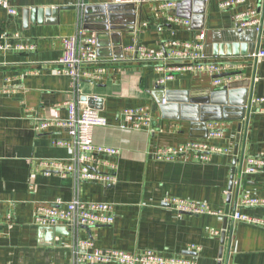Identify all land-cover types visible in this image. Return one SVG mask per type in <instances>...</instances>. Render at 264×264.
<instances>
[{
	"label": "crops",
	"instance_id": "crops-1",
	"mask_svg": "<svg viewBox=\"0 0 264 264\" xmlns=\"http://www.w3.org/2000/svg\"><path fill=\"white\" fill-rule=\"evenodd\" d=\"M7 1L17 14L10 16L0 5V34L18 32L19 41L34 48L0 50V264H73V233L54 235L37 225L34 215L39 203L75 197L113 205L111 225L76 231L80 240L90 239L98 248L153 249L162 256L193 258L195 264H264V226L232 218L235 210L264 218V171L242 172L243 158L264 151V113L255 111L258 105L253 104L250 112L248 107L251 95L264 96V58L248 59L250 53L264 48V0H246L233 9H221V0H177L175 13L190 19L188 26L165 21L154 9L161 0H145L117 11L113 29L104 31L84 28V10L89 9L91 23L97 18L96 7L111 0ZM45 8L59 9L50 15L53 21L47 22L43 13L40 17L23 13ZM248 8H256L262 21L260 32L236 25L234 14ZM201 30L206 33L208 59L244 65L238 79L229 72L232 81L245 84L237 89L247 88L244 117L214 120L223 123L220 138L208 133L198 136L202 131L189 121L163 117L156 100L162 88L174 103L190 97L187 93L200 97L206 89H218L207 74L182 71L157 87L164 73L152 63L128 61L124 51L134 42L157 50L165 40H192ZM77 31L95 36L98 57L105 66L101 80L81 82L78 99L83 95L102 98V109L97 110L106 124L93 128V142L118 153L101 156L106 163L102 167L113 166L116 172L114 185L81 182L75 192L72 177L45 174L39 161L68 162L72 155L69 147L56 141L70 137L69 129L58 121L68 116L64 102L77 97L69 76L56 70V61L63 52V38ZM145 106L151 109L149 126H122L123 109ZM44 119L51 124L38 129ZM193 140L228 152L214 154L207 162L156 157L159 148H177ZM245 195L263 202L245 206L241 204ZM168 197L204 203L223 214H180L163 203Z\"/></svg>",
	"mask_w": 264,
	"mask_h": 264
},
{
	"label": "built area",
	"instance_id": "built-area-1",
	"mask_svg": "<svg viewBox=\"0 0 264 264\" xmlns=\"http://www.w3.org/2000/svg\"><path fill=\"white\" fill-rule=\"evenodd\" d=\"M145 0H111L116 4H140ZM207 2L208 0H203ZM246 0H221V9H233ZM10 16H15L17 11L8 4L7 0H0ZM177 0H161L156 3L154 9L165 21L182 26L190 25V19L180 17L175 13ZM234 21L239 28H252L260 32L262 21L257 15L256 8H248L234 14ZM146 23H142L145 26ZM82 29V28H81ZM83 31V30H82ZM82 31L63 38V52L57 59L56 70L69 76L70 86L76 100L70 99L64 102L68 116L58 121V125L69 129L68 140L56 141V144L65 145L72 151L68 162L54 159H42L39 165L45 174L56 173L60 177H72L75 192L81 182L98 183L103 186L114 185L117 182L116 172L104 169L101 156L114 155L118 151L111 146L96 145L93 142L92 130L96 126H103L106 120L99 111L88 107L79 100L80 84L84 80H101L105 72V66L99 59L94 35L85 36ZM18 32L0 34V50H32L34 45L19 41ZM206 33L199 31L192 40L168 39L161 43L157 50H150L145 46L134 42L124 48L128 61L152 63L158 72H163L156 81L157 87H163L165 81L174 77L175 73L190 71L194 74H207L211 85L222 88L232 81L229 72H235V79L241 77L240 71L244 65L232 60L208 59L205 54ZM16 41V42H15ZM257 61L264 58V48H258L248 55V59ZM165 102L164 99L161 100ZM249 112L253 104L257 113H264V96L249 97ZM122 126L128 124L139 128L149 126L152 121L151 109L148 106L138 108H125L121 111ZM50 121L44 119L36 126L44 129L50 125ZM208 137H222V122L212 121L208 124ZM226 148L209 145L202 140L188 141L177 147L159 148L156 157L159 159H185L198 162H207L214 154L227 153ZM244 173L264 171V151L255 155H247L243 158ZM103 166V167H102ZM263 201L258 198L245 195L241 204L255 206ZM178 213L213 214L221 216V210H212L204 203L195 202L179 197H168L163 200ZM232 218L247 223L264 226V218L250 216L239 211H234ZM34 222L39 226H66L74 236L73 264H195L193 258L175 256H162L153 249H144L142 252H128L121 249H101L94 245L90 239L80 240L77 237V229L80 227H94L111 225L114 222L113 205L105 201H85L78 197L69 201L56 200L50 203H39L35 210ZM212 233L216 234L217 231Z\"/></svg>",
	"mask_w": 264,
	"mask_h": 264
},
{
	"label": "water",
	"instance_id": "water-1",
	"mask_svg": "<svg viewBox=\"0 0 264 264\" xmlns=\"http://www.w3.org/2000/svg\"><path fill=\"white\" fill-rule=\"evenodd\" d=\"M203 1V0H202ZM130 4H115L110 3L107 5H99L97 18L91 21L88 16L89 9L84 10V28L93 29L95 31L108 30L111 27L113 20L118 16L117 11L124 10L125 7ZM67 8V7H61ZM59 9H34L32 11L25 9L23 10L24 16L27 12L32 15L36 13L39 17L42 13L48 17L47 22L53 21L50 15H55ZM203 13V12H202ZM201 13V14H202ZM245 85L242 82L231 81L221 89L207 90L205 94L197 97L193 94L187 93L190 97L179 100V103H174V98L169 96L168 92H164L162 88L159 97L156 96V100L159 103V109L163 117L170 119H179L189 121L192 127L198 128L202 131L198 136H207L208 129L206 123L214 120H229L238 119L241 120L244 117V104L246 102L247 88L237 89L236 86ZM189 92V91H185ZM165 102L162 103L161 100ZM81 100L87 104L88 107L94 109H102V98L95 96H81ZM43 229H50V233L54 235L65 234L70 235L71 233L66 226H41Z\"/></svg>",
	"mask_w": 264,
	"mask_h": 264
}]
</instances>
